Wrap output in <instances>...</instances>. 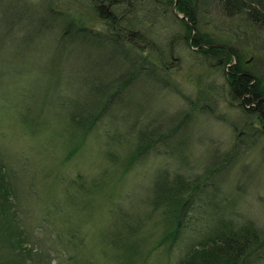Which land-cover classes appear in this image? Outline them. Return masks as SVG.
Returning <instances> with one entry per match:
<instances>
[{
  "label": "rangeland",
  "instance_id": "374dc122",
  "mask_svg": "<svg viewBox=\"0 0 264 264\" xmlns=\"http://www.w3.org/2000/svg\"><path fill=\"white\" fill-rule=\"evenodd\" d=\"M15 1L0 0V160L10 169L13 212L24 246L31 249L23 264H119L116 254L124 255V264H176L204 235L206 218L209 227L228 216L233 226L248 222L264 230V140L259 139L212 174L204 196L199 189L193 192V207L181 212L174 238L166 231L159 239L164 214L151 192L159 169L167 179L175 174L201 179L212 153L234 141L232 123L241 118L219 69L200 63L186 49L180 24L159 13L161 20L153 26L158 37H149L153 47L141 54L162 56L168 72L147 68L145 74L134 71L135 58L121 49L62 39L42 10L43 2L51 1L86 26L102 29L94 0H24L19 7ZM231 26L204 22L202 29L221 35ZM234 30L238 37L245 32L244 38L216 41L242 49L246 64L255 62L264 73V35ZM128 74L133 81L110 94L103 114L83 134L89 113L117 77ZM158 76L167 81L165 88L150 81ZM202 92L207 93L203 103L215 106L211 114L204 112L206 105L202 112L194 106L201 105ZM189 100L194 111L188 117ZM151 128L173 133L138 161L125 158L140 130ZM138 237L142 244L132 242ZM136 250L148 255L131 259ZM261 250L264 255V246ZM12 254L0 248V264L11 261Z\"/></svg>",
  "mask_w": 264,
  "mask_h": 264
},
{
  "label": "trees",
  "instance_id": "16d2710c",
  "mask_svg": "<svg viewBox=\"0 0 264 264\" xmlns=\"http://www.w3.org/2000/svg\"><path fill=\"white\" fill-rule=\"evenodd\" d=\"M174 1V11L181 16L180 18L173 13ZM22 2L24 0H16L15 7H19L18 3ZM124 2L128 6L122 8ZM26 3L32 5L29 2ZM93 5L97 16L103 21L102 29L86 26L81 19H76L73 15L54 8L51 1H44L42 10L58 26L62 39L68 42L78 40L97 47L109 44L115 50L121 49L124 56L131 55L135 58L134 71H143L145 74H148L145 71L147 68L157 69L164 74L168 72L167 64L163 62L162 56L156 59L148 56V49L151 50L153 47L152 38L149 37H158L153 26L161 20L159 13H165L170 20L180 24L183 34L179 38L185 42L186 49L192 52L193 57L200 63L219 69L226 85L227 98H230L241 112L240 120L232 123L234 141L223 152L212 153L210 164L203 171L201 179L187 180L180 174L172 175L170 179H167L166 171L159 169L161 171L152 181L151 192L154 194L152 202L154 206L162 207L164 214L163 222L161 220L160 224L164 223L165 230L161 231L159 239L167 234L174 238L180 229L178 224L181 212L187 207H193L190 202L193 192L199 189L204 196L212 183L210 178L212 174L233 163L243 152L253 148L259 139L264 140V73L258 70L255 62L246 64L245 51L238 47L235 49L227 43L221 44L222 42L215 39L218 37L228 40L231 36L237 38V32H233V28H235L234 31L246 28L255 36L261 33L264 35V0H94ZM44 22H47L46 17ZM204 22L213 24L215 27L225 22L232 26L231 29L221 30V35H215L216 31L212 30L210 34L202 29ZM12 24L15 25L13 22L9 25ZM149 30L152 32L150 33ZM244 34L240 37L244 38ZM218 38L217 40L220 41ZM146 50L148 54H141ZM133 78L131 74L117 77L110 92L104 98L102 97L101 103L89 113L87 118L89 126L82 128L83 134L103 114L104 104L109 102L106 99L111 96L110 94L128 87ZM150 81L160 88H165L168 84L161 78ZM202 94L203 96L198 97L197 100L201 99L203 103L207 93L202 92ZM193 103L190 100L188 102V117L194 111ZM202 103L199 106L194 105L198 108V112H202L206 105L208 110L204 109V112L211 114L215 106ZM186 117H184L185 120H187ZM69 119L73 121V116H69ZM172 133V129L166 132H159L156 128L140 130L136 145L125 158H129L128 160L136 158L138 161L141 153ZM260 151L264 156V142ZM215 161L219 162L211 169L212 162ZM127 163L128 161L125 164ZM9 171V167L6 168L0 160V248L5 253H13L11 261L7 259V264H23L28 260L31 249L24 246L19 219L13 212ZM200 204L201 202L196 203L195 207ZM226 218L219 219L215 224L210 223L211 227H209L210 221L206 218L207 230L204 231V235L187 249L176 264H254L259 260L264 262V255L261 254V248L264 246V230L259 232L248 222L233 226L232 219L228 216ZM138 239L140 240L132 242L142 244L141 237ZM146 255H148L147 252L136 250L131 255V259L134 256L144 258ZM113 259L119 264L126 263L122 254L114 255ZM131 261L130 264H138L135 260Z\"/></svg>",
  "mask_w": 264,
  "mask_h": 264
},
{
  "label": "water",
  "instance_id": "95a60500",
  "mask_svg": "<svg viewBox=\"0 0 264 264\" xmlns=\"http://www.w3.org/2000/svg\"><path fill=\"white\" fill-rule=\"evenodd\" d=\"M174 7H175V1H174L173 5H172V10H173V13L175 14V16H176L177 18H180L181 16L175 13V11H174Z\"/></svg>",
  "mask_w": 264,
  "mask_h": 264
}]
</instances>
